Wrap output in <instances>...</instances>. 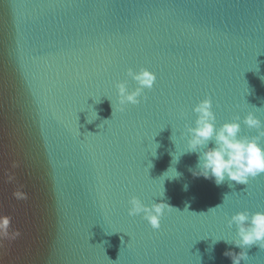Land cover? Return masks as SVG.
<instances>
[{
    "label": "water",
    "instance_id": "obj_1",
    "mask_svg": "<svg viewBox=\"0 0 264 264\" xmlns=\"http://www.w3.org/2000/svg\"><path fill=\"white\" fill-rule=\"evenodd\" d=\"M139 67L147 100L116 112ZM205 96L217 126L264 122V0H0V264H231L227 220L264 212V175H191L181 134ZM133 195L175 208L159 231L127 216Z\"/></svg>",
    "mask_w": 264,
    "mask_h": 264
},
{
    "label": "clouds",
    "instance_id": "obj_2",
    "mask_svg": "<svg viewBox=\"0 0 264 264\" xmlns=\"http://www.w3.org/2000/svg\"><path fill=\"white\" fill-rule=\"evenodd\" d=\"M125 76L134 82L135 88L129 89L127 79L117 82L114 85L115 108L112 100H109L112 109L120 113L128 106H137L146 101L145 92L152 90L156 80L155 74L144 67H139L135 71L128 68ZM191 112L195 119L191 125H184L181 136H186V151L182 155L196 154L197 157L196 164L189 168L194 178L212 180L217 186L223 184L226 179L235 184L247 185L251 179L264 175V122L253 112H247L243 120L235 116L230 122L217 126L212 101L207 96L197 102ZM179 116L183 118L185 113L182 111ZM241 124L247 129L254 130L255 135H241ZM178 161L179 159L175 164ZM170 169L174 172L172 178L181 175L173 167L164 175L169 173ZM183 190H188L187 184L183 185ZM127 204V215L140 217L153 231H158L162 218L175 209L164 202L146 205L135 195L128 199ZM9 223L10 218L0 217V232H6ZM227 227L235 228L234 238L230 241L217 239L213 243L223 240L226 244L240 249L238 253L231 250L223 253L231 264L242 262L246 264L248 260L246 250L253 245L264 250V212L238 211L227 220Z\"/></svg>",
    "mask_w": 264,
    "mask_h": 264
},
{
    "label": "snow or ice",
    "instance_id": "obj_3",
    "mask_svg": "<svg viewBox=\"0 0 264 264\" xmlns=\"http://www.w3.org/2000/svg\"><path fill=\"white\" fill-rule=\"evenodd\" d=\"M252 70H254V69H252ZM252 70H250V71H252ZM182 112V111H181ZM258 178V177H257ZM157 196H159V193L158 192H156L155 191V193L151 196V199H152V201L154 202V198L155 197H157ZM140 199V198H139ZM141 200V199H140ZM246 210H248V211H250L251 209H246ZM128 216V215H127ZM129 217V216H128ZM160 230V229H159ZM158 230V231H159ZM128 235V234H127Z\"/></svg>",
    "mask_w": 264,
    "mask_h": 264
}]
</instances>
